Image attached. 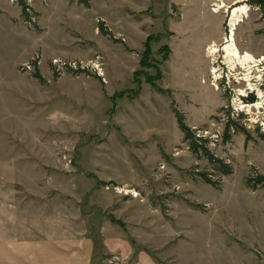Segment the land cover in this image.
Returning a JSON list of instances; mask_svg holds the SVG:
<instances>
[{"label":"rangeland","instance_id":"rangeland-1","mask_svg":"<svg viewBox=\"0 0 264 264\" xmlns=\"http://www.w3.org/2000/svg\"><path fill=\"white\" fill-rule=\"evenodd\" d=\"M220 1L228 14L247 3L234 42L264 57V6ZM23 2L28 18L0 0V242L68 224L88 264H264V184L252 179L264 176V129L231 116L245 83L224 89L209 70L230 62L206 56L228 14L215 0ZM148 36L155 87L139 65ZM173 109L204 140L197 153ZM122 241L127 257L110 249Z\"/></svg>","mask_w":264,"mask_h":264},{"label":"crops","instance_id":"crops-1","mask_svg":"<svg viewBox=\"0 0 264 264\" xmlns=\"http://www.w3.org/2000/svg\"><path fill=\"white\" fill-rule=\"evenodd\" d=\"M221 38L220 36L218 38L216 36L210 37L206 43L208 45L217 44L218 39ZM49 225L47 222L46 227ZM52 226L50 228H53V232L47 228L41 231L39 235L35 234L30 241L21 242L20 245L16 239L0 242V264H88L86 260L90 254H87L85 250L84 233L79 236L74 235L71 241L68 224L66 226L61 224L59 231L55 228L56 226L53 224ZM76 231L78 233L79 229ZM71 242L75 247L71 248ZM22 243L26 247H23ZM119 245L113 247L111 244V251H117L119 255L127 257L129 249L125 247V242L122 241ZM135 264L155 263L148 256L140 254L137 256Z\"/></svg>","mask_w":264,"mask_h":264},{"label":"bare ground","instance_id":"bare-ground-1","mask_svg":"<svg viewBox=\"0 0 264 264\" xmlns=\"http://www.w3.org/2000/svg\"><path fill=\"white\" fill-rule=\"evenodd\" d=\"M240 2H244V0ZM225 6L229 7L228 4L225 5L223 1L221 2L220 0H215V3L213 4V6H211V11L213 13L214 12L218 13L221 11L227 13V8ZM249 11H250L249 6L245 2L244 4L239 3L233 6L232 11L229 14L227 13L229 17V28L225 35L226 39L220 45L210 44L206 46L207 49L206 56L210 57L211 61H214L217 54L219 53L220 55L222 52L223 59L227 62H230L229 70L231 73H234L235 69L237 68L242 71L244 80L248 82L249 88L256 91L257 94L256 97H258V100L254 104V108L257 110L256 112L257 116H254L252 114L251 110L253 106L245 105L244 103L239 102V108H241L243 111L244 110L247 111V113H249L250 115L252 114L253 119L256 120V118L259 117V115H261L264 118V90H261L256 84L253 85V83H251L252 74L257 68L255 67L257 60L252 53L246 51H240L236 43L234 42L235 41L234 33L236 27L239 25V23H241L244 20L243 16L245 14L246 16H248L247 13H249ZM212 68L215 67L212 66ZM213 71H215V69H213ZM240 92L241 94L244 95L246 94L245 90H240ZM235 99H238V97H236Z\"/></svg>","mask_w":264,"mask_h":264},{"label":"built area","instance_id":"built-area-1","mask_svg":"<svg viewBox=\"0 0 264 264\" xmlns=\"http://www.w3.org/2000/svg\"><path fill=\"white\" fill-rule=\"evenodd\" d=\"M225 26H226V28L228 30V28H229V19L226 21V25ZM225 39L226 38L224 36L222 41L224 42ZM256 60L257 61H256L255 67H257V68L254 71V73L252 74V82L251 83H253V85L256 84L261 89V86H262V83H263L261 80H262V78L264 76V57H263V55L261 57H259V58H256ZM62 66L67 67L66 63L63 64ZM216 66L217 67H215V68H212L211 67L210 70H209L210 73H211V78L214 81H218V79H222L223 73H224V75L226 77L225 84L223 85L224 89H227L226 87H229V82H230V79L231 78L234 79V82L235 83L236 82L239 83V82H242V81L245 83V87L242 90H245L246 94L245 95L244 94H241V92H240L241 89H237V94H236L237 96L236 97H238V99L231 98V100H230V106H229V108H230V112L232 114L231 116L232 117L234 115H237L238 116L240 112L246 114L247 116L250 115L249 113H247V111H245V110L243 111L241 108H239V102H242L243 103V100H245L249 96H251V97H253V98L256 99V101H255V103H256L257 100H258V97H256L257 96L256 91L255 90H252L251 88H249L248 82L244 80L242 71L237 72L238 68L235 69V72L234 73H231L230 70H229L230 68L226 72H223L224 68H221L218 65H216ZM68 67H73L74 69L75 68H78V67H76L74 65H71V64L68 65ZM213 69H215V71H213ZM99 75H101V74H99ZM261 90H264V89H261ZM254 104H252L251 106L254 107ZM245 105H249V104H245ZM238 111H240V112H238ZM254 111H255V113L252 112V114L254 116H257V113H256L257 110L255 109ZM252 114H251V116H252ZM251 116H249V118L247 120L246 126L249 127V128H251V126L253 124H258V125H260L261 129H264V118L261 115H259V117H257L256 120H254L252 118L253 116L252 117Z\"/></svg>","mask_w":264,"mask_h":264},{"label":"trees","instance_id":"trees-1","mask_svg":"<svg viewBox=\"0 0 264 264\" xmlns=\"http://www.w3.org/2000/svg\"><path fill=\"white\" fill-rule=\"evenodd\" d=\"M20 1V4L23 6V15L28 18V13L26 11V7L25 4L23 2V0H18ZM253 3L258 4L259 6L263 7L264 6V0H253ZM150 37L148 36V38L146 39V41L144 42V50L143 53L141 54V58L139 59V65L142 69L144 68H153L155 70V75L153 77L151 76H147L145 78L146 82L150 83V85L152 87H155V81L159 80L162 77V71L160 69V62L155 61L154 59H151V49H150ZM166 57H164L162 60H165ZM162 62V61H161ZM36 69V68H35ZM80 70V69H79ZM138 73H143L142 70H137L135 72V74ZM34 77L41 79L40 74L38 72V70H35L34 72ZM174 114L176 116V121H177V125L178 127H180L179 129L185 134V139L188 141V145L190 147V149L194 152L197 153L199 145L197 143V139H201L202 141H204L202 138H195L191 129L189 127H187L184 123H183V119H182V115L181 113H179L176 109H173ZM228 127V126H227ZM227 129V128H226ZM227 137L225 136V139ZM201 146V144H200ZM202 147V146H201ZM204 151L207 153L208 158L211 162H221L220 160H216V158H214V156L212 154H209V151L204 147L203 148ZM224 167H226L224 164L222 165ZM227 171V170H225ZM228 173V172H226ZM201 176L203 177V179L207 182V183H212L206 175L201 174ZM255 180L256 183H263L264 184V176L262 175H256L255 178H252Z\"/></svg>","mask_w":264,"mask_h":264},{"label":"flooded vegetation","instance_id":"flooded-vegetation-1","mask_svg":"<svg viewBox=\"0 0 264 264\" xmlns=\"http://www.w3.org/2000/svg\"><path fill=\"white\" fill-rule=\"evenodd\" d=\"M213 6V5H212Z\"/></svg>","mask_w":264,"mask_h":264}]
</instances>
